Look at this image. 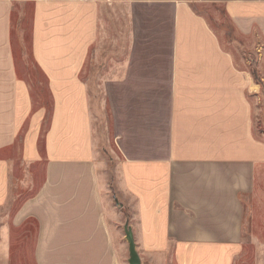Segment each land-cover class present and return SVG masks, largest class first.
<instances>
[{
  "label": "crops",
  "instance_id": "0c3cea01",
  "mask_svg": "<svg viewBox=\"0 0 264 264\" xmlns=\"http://www.w3.org/2000/svg\"><path fill=\"white\" fill-rule=\"evenodd\" d=\"M194 3L224 6L232 44L258 43L257 71ZM29 5L32 71L14 35ZM94 63L131 232L101 171ZM263 88L264 0H0V264H126L130 235L141 264L264 251Z\"/></svg>",
  "mask_w": 264,
  "mask_h": 264
},
{
  "label": "rangeland",
  "instance_id": "374dc122",
  "mask_svg": "<svg viewBox=\"0 0 264 264\" xmlns=\"http://www.w3.org/2000/svg\"><path fill=\"white\" fill-rule=\"evenodd\" d=\"M195 2L196 0H189ZM195 9L200 13L206 15L208 20L216 27L220 26L222 31L221 35L224 40V44L233 50L238 48V51H241V56L247 58L250 62L249 67L257 69L258 66V53H257V45L258 43L253 44V47L245 44L233 45L232 40V32H231V23L225 12L224 6L219 4H198L194 3ZM31 6H26L23 12L22 10L17 9L15 12V24H14V35L16 39V31L23 30L22 40L24 42V49L21 50L18 47V53H20V62L22 66H26L27 69L32 71L33 63L29 57V25H30V15H31ZM19 22V23H18ZM18 24V25H17ZM252 46V45H251ZM97 62V61H93ZM101 63L98 65L94 63L84 74L85 79L89 81L90 90V103L91 109L93 112V121L95 132L98 140V149L100 153V157L104 162V167L101 169L105 176L107 177L109 184V196L112 199L113 203L119 206L126 215V229L128 231H133L131 218L135 213L134 210V202L131 201L128 197L122 196L120 192L117 191L116 188V166H117V158L119 155L115 137L112 129V121L111 115L107 106L106 96L104 91L101 88V75L100 72ZM257 71V70H256ZM36 75V74H34ZM255 78L259 79L257 74L255 73ZM42 83V81H41ZM39 87H42V84H39ZM45 101H47L46 94L44 93ZM255 104V135L259 138L264 139V88L261 90L254 98ZM127 246L125 251L121 252V258L126 261V264L132 263L133 252L131 250V242L133 241V237L127 236ZM136 253L140 256V252L136 250ZM171 259H168L166 264H171ZM142 264H152L149 257L143 256ZM235 264H264V251H259L255 249H248L243 252V254L235 261Z\"/></svg>",
  "mask_w": 264,
  "mask_h": 264
},
{
  "label": "water",
  "instance_id": "95a60500",
  "mask_svg": "<svg viewBox=\"0 0 264 264\" xmlns=\"http://www.w3.org/2000/svg\"><path fill=\"white\" fill-rule=\"evenodd\" d=\"M129 237H131V235ZM131 250L133 252V257H132V263L131 264H141L140 257L136 253L133 241L131 242Z\"/></svg>",
  "mask_w": 264,
  "mask_h": 264
}]
</instances>
